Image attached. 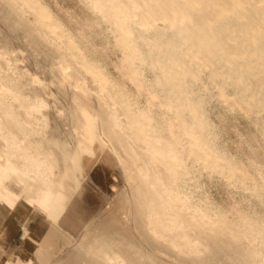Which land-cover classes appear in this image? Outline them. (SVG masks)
<instances>
[{
    "label": "bare ground",
    "instance_id": "bare-ground-1",
    "mask_svg": "<svg viewBox=\"0 0 264 264\" xmlns=\"http://www.w3.org/2000/svg\"><path fill=\"white\" fill-rule=\"evenodd\" d=\"M76 5L0 0V204L18 229L0 264H264V0ZM204 175L262 210L218 206Z\"/></svg>",
    "mask_w": 264,
    "mask_h": 264
},
{
    "label": "rangeland",
    "instance_id": "rangeland-1",
    "mask_svg": "<svg viewBox=\"0 0 264 264\" xmlns=\"http://www.w3.org/2000/svg\"><path fill=\"white\" fill-rule=\"evenodd\" d=\"M66 6L70 8H75L76 0H61ZM73 6V7H71ZM98 43H103V38L100 36H96ZM215 103L212 102L211 104V112L212 117L215 120H218L220 117V113L215 112L216 106ZM225 114L227 112H224ZM227 115V122H226V132L221 137V143L225 145V147L228 150H232L231 152L235 155L238 154L239 157L246 160L247 157V150L239 149L235 142L239 138L240 134L245 132V128L243 125L246 124L244 120H241L240 124L242 125L239 129L236 128L231 116L229 113ZM237 153V154H236ZM96 166V167H95ZM101 167V168H100ZM94 173L95 175L100 178L104 183H109L111 180H113V176L108 171L107 168L101 166L100 164H94ZM86 183V182H85ZM203 190L210 194L211 198L215 203L223 208L230 209L235 203H238L239 205H243L245 208L250 209L254 205L257 209H261V206L259 202L257 201L255 196H250L249 191L244 193L243 190L235 191L234 193L231 192V189L228 188L223 180L219 177H207L204 175V185ZM88 191V192H87ZM85 195H88L90 200L92 201V204H96V202L103 201V197L100 195V192L97 190L96 184L93 182H90V184H85ZM246 194V195H245ZM78 197V196H77ZM85 196L78 197L74 203L77 209L70 208L69 212H67L69 215L73 213V211H78L79 214H82L83 211H86V203L84 201ZM240 202V203H239ZM85 205V206H84ZM81 206V207H80ZM80 207V208H79ZM81 209V210H80ZM262 210V209H261ZM11 223L12 227H9V224ZM7 224V225H6ZM15 224L13 220L10 217V214L4 209V207L0 204V258H3L7 255L9 249L11 247L17 246L18 244V238L16 237L14 240V236H16V230ZM13 241L11 247L10 244Z\"/></svg>",
    "mask_w": 264,
    "mask_h": 264
},
{
    "label": "crops",
    "instance_id": "crops-1",
    "mask_svg": "<svg viewBox=\"0 0 264 264\" xmlns=\"http://www.w3.org/2000/svg\"><path fill=\"white\" fill-rule=\"evenodd\" d=\"M9 227H12L11 223L9 224ZM17 236H14L13 240L16 238ZM18 238V237H17ZM13 243V241H12Z\"/></svg>",
    "mask_w": 264,
    "mask_h": 264
}]
</instances>
